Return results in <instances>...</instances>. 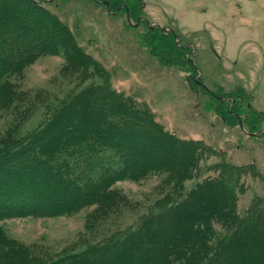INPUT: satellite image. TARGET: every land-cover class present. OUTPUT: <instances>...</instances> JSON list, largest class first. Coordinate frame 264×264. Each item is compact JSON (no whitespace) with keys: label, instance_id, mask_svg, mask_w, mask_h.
Segmentation results:
<instances>
[{"label":"rangeland","instance_id":"obj_1","mask_svg":"<svg viewBox=\"0 0 264 264\" xmlns=\"http://www.w3.org/2000/svg\"><path fill=\"white\" fill-rule=\"evenodd\" d=\"M39 7L63 27L68 49L42 54L3 78L0 150L6 144H30L33 135L48 129L53 119L60 121L59 116L68 122L85 114L80 134L77 130L74 135L97 132L119 142L123 133L114 128L130 120L143 130L131 132L133 140L141 144L150 134L164 142L159 148L143 142L145 147L136 152L143 155L140 161L155 167L166 157L172 166H183L193 153L197 170L184 190L175 192L171 167L122 175L115 152L88 140L101 165L96 172L78 168L79 181L93 177L104 189L93 202L66 215L0 220V243L6 252L0 264L54 262L113 244L158 214V227L165 233L170 221L164 213L208 179H223L235 187L238 212L253 204L264 208V0H44ZM149 27L174 33L176 46L185 48L196 73L189 64L154 49ZM222 103L244 121L252 113L262 116L254 126L240 127L226 116L227 109L221 115ZM105 126L112 132H104ZM59 133L55 139L53 133L34 139L54 151L63 138ZM35 140L32 147L38 146ZM225 167L234 169L223 173ZM216 194L212 198L220 208L225 193L218 187ZM259 228L264 229V215ZM161 247H137L128 264H148V253L157 264ZM102 258L103 264H118L110 255Z\"/></svg>","mask_w":264,"mask_h":264},{"label":"trees","instance_id":"obj_2","mask_svg":"<svg viewBox=\"0 0 264 264\" xmlns=\"http://www.w3.org/2000/svg\"><path fill=\"white\" fill-rule=\"evenodd\" d=\"M42 1L44 0L40 2ZM1 2L8 6L1 9L0 5V96L3 78L9 73L42 54L57 52L62 48L68 49L67 42H64L67 39L65 30L40 9V2L0 0ZM133 12L137 11L133 10ZM149 30L150 42L154 49L166 53L163 56L172 61L180 60V63L189 64L196 73L192 59L187 53H183L185 48L176 46L178 39L174 33L165 32L158 27H149ZM194 83L200 85L197 80H194ZM233 96L239 97L237 94ZM223 105L224 103L219 106L222 110L221 115L224 117L228 113L226 116L234 117L240 127L242 123L254 126L257 123V116L259 114L262 116L260 112L252 113L244 121L232 106L228 109L225 106L227 109L225 113L226 109ZM247 107L250 108L249 103ZM86 116L77 114L75 118L70 117L68 122H64L63 116H59L60 121L58 117L53 119L49 122L48 129L45 128L43 132L32 136L31 143L40 133L42 139L43 136L52 133L54 135L51 139H55L58 134L60 135V131L63 132L64 134L61 133L63 138L54 151L47 150L39 140L34 141L33 145L38 144L34 147L30 143L14 148L13 145L6 144L5 148H1L0 220L28 216L57 217L77 211L93 202L104 186L95 182L93 177L81 183L77 170L81 168L85 173L96 172L100 168L101 159L95 155L94 147L88 148V140L99 141L103 147L106 146L105 148L115 152L123 166L119 171L122 175L124 172L138 175L146 172L147 169L169 166L175 176L173 183L175 192L183 191L185 181L195 175L197 157L193 153L189 155L183 166H172L166 157L163 158V165L155 167L152 163L145 164L140 161L143 155L136 152L141 151V146L145 147L146 141L149 145L157 144L158 148L164 142L148 133V136L142 138L144 144L143 142L140 144V140H133L130 138L131 132L137 129L138 132L143 130L134 127L130 120L123 121L125 127L121 125L114 128L119 134L123 133L118 138L119 142L115 138H107V136L104 138L97 132L89 136H78L80 134L78 125ZM109 128L111 126H105L104 132L107 134L112 132L113 128ZM77 130L79 134L74 135ZM17 140L19 139L14 140L12 144H16ZM121 140L126 143L123 144ZM50 143L51 141L45 145H51ZM162 155H168V150H162ZM233 169L225 167L223 173ZM102 178L106 181L110 177ZM218 187L225 193V196L220 197V208H217L212 198L217 195ZM234 190L235 187L228 185L223 179L218 181L213 178L202 181L196 184L181 202L164 213L170 221V229L165 233L158 227L156 218H160L161 215L158 214L144 221L141 229L119 242L99 248L91 247L82 253L67 255L54 262H40V264H103L101 263L103 255L112 256V261L115 263L128 264L137 247L158 244L162 247L158 252L160 260L157 264H224L225 262L226 264H264V229L259 228L264 208L253 204L245 213L238 212L234 201ZM67 194L68 196H65ZM215 226H217L216 230ZM5 254L4 247L0 243V261L6 258ZM145 261L153 264L151 253L145 255Z\"/></svg>","mask_w":264,"mask_h":264},{"label":"crops","instance_id":"obj_3","mask_svg":"<svg viewBox=\"0 0 264 264\" xmlns=\"http://www.w3.org/2000/svg\"><path fill=\"white\" fill-rule=\"evenodd\" d=\"M253 4H254V3H253ZM256 4H257V3H255V6H256ZM245 18H246V17H245ZM244 20H246V19H244Z\"/></svg>","mask_w":264,"mask_h":264}]
</instances>
